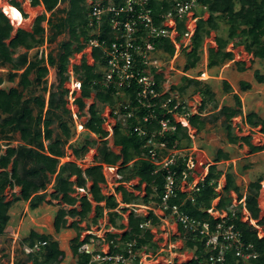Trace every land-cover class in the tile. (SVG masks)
<instances>
[{"label":"trees","instance_id":"obj_1","mask_svg":"<svg viewBox=\"0 0 264 264\" xmlns=\"http://www.w3.org/2000/svg\"><path fill=\"white\" fill-rule=\"evenodd\" d=\"M29 2L33 8L43 6V9L35 15L30 28L15 29L8 15L0 9V68L7 69L9 81L19 78L16 86L6 89L2 87L5 78L0 73V234L4 233L11 218L9 211L15 204V200L5 202L3 193L8 188L19 186L22 199L29 202L32 210L45 202L48 195L63 204L56 211L53 219L55 233L66 228L67 216L78 215L85 218L92 211H94L92 218L94 223L106 215L112 226L123 229L125 225L118 223V220L123 219V213L128 211L127 230L121 236L107 233L106 240H112L120 247L136 240V251L141 248L155 249L157 243L153 240L151 226H157L161 220L152 210H148L147 214L137 213L134 205L160 206L166 172L158 170L147 157L146 139L134 132L133 126L141 124L152 131L158 124L157 120L152 124L139 123L144 113L142 110L136 111L135 116L128 120L126 126H123L119 120L116 121L112 143L113 146L120 147V150L114 151L107 138L109 132L103 127L104 120L99 105L113 104L116 89L103 85L106 63L102 50L93 47L92 63L88 62V53L84 51L89 40L94 37L89 24L92 4L118 5L119 0L113 2L92 0V4L88 0H29ZM173 2L174 0H149V7L152 9L156 23L162 22V14L171 9ZM9 3L22 12L23 18H28L27 13L22 9V2L9 0ZM198 3L202 11L206 9L209 12V16L205 19L199 15L192 36L191 49L186 53L184 70L196 68L201 58L200 52L205 37H208L213 30L219 29L218 20L228 24V34L226 37L216 35V46L208 48V67L213 68L234 60L233 51L227 49L231 41L234 42V46L236 44L244 46L245 51L253 58L264 60V0H198ZM111 16L112 14H109L104 18L103 38L110 37L107 30L110 29H108V18ZM44 23L46 26L43 25ZM179 31H185L183 24L179 25ZM64 34L68 37L57 43L56 51H49L47 56L44 53L40 57L35 54L30 58L29 51L33 48L56 42ZM155 45L169 58L175 53L173 43L167 38L157 39ZM20 48H23L24 52L18 53ZM78 53H82L80 63L72 64L71 58ZM235 63L240 66L239 70H245V66H241L243 62L235 61ZM70 65H72V74L69 71ZM50 68H54L56 78L48 85L47 76ZM72 76L81 82L80 94L75 97L74 104L80 116L86 108L88 112V119L83 127L99 138L98 145H95L97 150L95 163L87 167H83L78 161L83 160L96 140L86 139L82 143H70L73 135L71 124L74 121L73 112L68 107L69 88L66 84L71 81ZM254 77L259 83L264 82V74L260 71L256 70ZM156 81L157 89L161 90L164 81L162 73L156 74ZM184 81V84L173 85L172 89L179 93L182 100L190 86L194 87V92L201 95L202 101L198 113L190 115L188 120L192 127L203 131L208 122L203 112L209 102L214 100V93L203 81L188 76L184 77ZM223 84L227 92L232 91V86L227 81L224 80ZM239 87L242 91H249L252 89V84L241 80ZM92 97L93 102L86 107L85 99ZM233 97L236 106L224 105L218 114L214 115L215 120L219 116L224 117L223 127L227 132L229 143L236 144L242 141L252 153L263 151L264 144L254 145L250 141V136H238L233 132L231 120L242 114L241 97L237 93H234ZM120 113L125 115L127 110L121 107ZM246 121L254 127L261 125L264 130V121L256 112L249 113ZM55 124L58 129L54 127ZM17 134L20 143L16 146L10 145L8 142L16 140ZM165 140L170 149H182L183 140L192 142L187 130L182 126H179L175 133L167 134ZM3 145L6 146L5 149H2ZM68 150L71 151L74 160L62 162V158L69 156ZM229 158V153L219 149L214 163L207 165L208 173L199 181V189L194 191H183L180 188L184 178L182 171L186 168L180 158L172 166L177 182V194L171 199V203L179 204L181 209L190 215L200 219L210 218L213 221L207 210L212 207L215 199L219 198L217 208L228 209L233 200L232 192L239 199L244 195L234 173L229 170L224 172L217 165L221 160ZM105 166L116 168L117 174L121 176L115 187V193L103 192V185L107 183ZM222 176H225V184L217 190ZM134 178H138L139 182L138 185L133 186V189L140 190L141 185L145 184L143 196L136 195L125 186ZM188 180H192L190 175ZM263 180L264 178L260 176L250 182L245 193L247 209L251 217L257 219L260 216L258 198ZM49 187L52 188L51 193L47 191ZM116 194L120 195V200L117 199ZM145 222H149L151 226L142 228L140 225ZM258 222L264 227V217ZM76 224L71 225L77 229L69 247L72 254L77 257V264H88L91 256L80 253L79 247L84 242H89L93 235L87 234L81 239L82 233L88 228ZM235 224L242 234V239L246 243L253 244L259 253L258 258L253 259L250 264H264V236L260 238L257 228L248 222L236 219ZM178 228L185 240V247L194 251V257L188 262L171 264H201L207 254L203 243L187 235L181 227ZM38 241H44L46 244L39 251L29 254L20 250L14 258V264H59L65 260V250L50 234H38L32 231L22 244L33 246ZM110 251L116 253L119 249L112 245ZM231 264H235V259H231Z\"/></svg>","mask_w":264,"mask_h":264},{"label":"built area","instance_id":"obj_2","mask_svg":"<svg viewBox=\"0 0 264 264\" xmlns=\"http://www.w3.org/2000/svg\"><path fill=\"white\" fill-rule=\"evenodd\" d=\"M89 3L92 4V0ZM198 7H200L198 0H174L171 9L162 14V22L156 23L152 9L149 7V0H119L118 5L107 6L92 4L89 24L94 37L89 40L84 51L91 54L93 47L102 50L106 63L103 85L116 89L115 102L111 105L104 104L105 108L101 112L104 120L103 127L105 128L106 125L107 129H105L109 132L107 138L112 137L116 121L121 118L126 126L128 120L135 116L136 111L144 112L143 116L138 118L139 123L152 124L154 120H157L158 124L152 131L141 124L133 126L134 132L146 139L147 157L158 170L166 172L160 206H143L147 210H152L165 223H168V218L174 220L176 226L181 227L187 235L203 243L207 254L201 264H231V259H235V264L240 262L250 264L253 259L258 258L259 253L253 244L246 243L242 239L235 220L239 219L253 225L257 228L260 238L264 236V227L258 222L262 216L258 219L251 217L245 196L239 199L235 195L228 209L217 208L219 198L215 199L212 207L207 210L213 221L210 218H197L182 210L179 204L171 203V199L177 194V182L172 166L180 158L186 167L182 171L184 178L180 184L181 190H198L199 181L208 173V166H206L204 176L196 180L197 168L194 154L191 151L182 154L181 149H170L165 140L167 134L175 133L179 126H182L194 141V136L187 129L190 125L188 118L193 110L189 109L186 100L180 99L179 93L172 89L175 83H171L170 77L165 72L167 63L164 58L171 64L170 69L174 71L173 63L180 51L191 48L192 36L199 18L196 13ZM109 14H112L108 18V29H110L107 31L110 37L103 38L104 18ZM180 24L184 25V32L179 31ZM161 38H167L173 43L175 53L172 57L169 58L163 50L156 48L155 41ZM70 73L72 74V71ZM159 73H162L164 78L161 90L157 89L156 81V74ZM184 74L191 77L187 73ZM70 84L68 99L69 104L72 105L77 91L81 88V82L72 77ZM121 107L127 110L125 115L120 113ZM74 116L77 117L75 113ZM82 129L83 125H80L79 130ZM188 175L192 180H188ZM188 185L189 188H187ZM261 188L264 189V181L261 183ZM220 189L219 182L217 190ZM140 226L145 228L151 225L145 222ZM87 234L93 237L79 247V252L91 256L88 264H142L143 260L152 257L144 248L135 250L136 240L128 242L121 248L114 241H107L105 236L106 248L103 246L96 248L95 236L98 233L89 230ZM14 240H18V237H14ZM45 244L44 241H38L33 246L22 245L21 250L29 254L39 251ZM112 245L119 251L110 253Z\"/></svg>","mask_w":264,"mask_h":264},{"label":"rangeland","instance_id":"obj_3","mask_svg":"<svg viewBox=\"0 0 264 264\" xmlns=\"http://www.w3.org/2000/svg\"><path fill=\"white\" fill-rule=\"evenodd\" d=\"M9 0H2V4L7 3ZM24 4L25 10L27 11L28 18H24V22L22 24H19L17 26H14L12 19L11 23L14 26L15 29L18 27H24V28H30V26L33 23L35 15L42 10V8H34L33 10H29L28 8V2L29 0H19ZM90 0H88L89 2ZM26 3V4H25ZM197 15H200L204 17L205 19L208 18L209 12L202 11L200 7L197 9ZM219 23V29L217 31H212L211 34L208 37H205L204 44H203V49L200 52V61L196 68L191 69V70H184V67L186 65V53L190 49L186 51H180L178 54L177 58L175 59V62L173 63V66L175 68L174 71L170 69V63L167 61L166 58H164V61L167 63V66L165 69V72L167 75L170 77L171 83H175L180 85L184 84V77L187 76L184 73L189 74L193 79H198L197 77H201L203 71L207 72L205 76H203L205 79L200 80L203 81V83L208 84L211 88V91L214 93V100L209 102L207 108L204 110L203 115H205L208 118V122L206 125V128L201 131V132H196L193 130L190 132L192 135H194V141L191 143H188L186 140H183L182 142L184 143L183 148L181 149L182 154H187L191 151V153L194 154L196 157V175L195 178L196 180L198 178H202L205 174V167L207 164H212L214 163V160L217 156V151L219 149H222L223 151L229 153L230 158L227 160H221L220 162L217 163L219 166V169H223L224 172L230 171L234 173L237 184L241 187V190L243 194L247 192L248 185L250 182L255 181L258 179L260 176L264 178V150L252 153L249 149V147L242 141L236 143V144H231L228 142L227 139V132L223 127L224 123V117L219 116L217 120H215L216 114H218V111L226 105V106H233L235 107V101H234V93L239 94L241 97L242 101V114L237 115L236 117H233L231 120L232 127H233V132H235L238 136H250L251 137V143L254 145H263L264 144V130L262 129V126H252L246 121V116L250 112H257L261 117L264 119V82L259 83L255 77H254V69H257L260 71L261 74H264V60L261 59H252L251 55L248 54L244 46L236 44L234 46V42L231 41L227 49L228 50H233L235 54V60L238 61H243L246 64H248L247 67V73L244 72H239L237 70V65L233 64V61H228L226 64H222L220 66H216L213 68H210L207 66V60H208V48L209 47H215V37L216 35H221L223 37H226L228 34V24H226L225 21L223 20H218ZM46 26V23L43 24ZM12 34H14L12 32ZM68 36L67 34H64L58 38L56 42L53 43H47L45 45H42L40 47H35L31 51H29V56L30 58L34 57L35 54H38L39 57L44 53V55H47V53L51 50L56 51L58 49V42L62 39H66ZM24 52L23 48H20L18 50V53ZM89 52V51H88ZM88 62L92 63L93 59L91 54L89 53L88 55ZM82 57V53L75 54L71 58L72 63H80ZM258 60V64L256 61ZM237 70V72H235ZM69 71H72V65L69 66ZM0 73L4 76L5 81L2 84L3 88L9 89L10 87H14L17 85V82L19 78H16L15 81H9L7 77V69L5 68H0ZM34 75L32 74L31 77ZM73 77V76H72ZM71 77V79H72ZM190 77V78H191ZM227 79L232 83V91L227 92L224 89V84L223 81ZM56 74L54 68H50L49 74L47 76L48 80V85L51 84L52 82L55 81ZM75 78V77H73ZM201 79V78H199ZM226 79V80H227ZM225 80V81H226ZM241 80L248 81L252 84V89L249 91H242L239 87V82ZM71 81L66 84V86L71 89ZM37 93H39V89L37 88ZM80 90L77 91V95L79 96ZM48 96V95H46ZM186 97L184 99L187 102V106L191 110L199 109L202 97L199 93L194 92V87L190 86V88L186 91ZM93 102V97L89 99H85L86 107H88L91 103ZM68 107L72 110L73 112V121L74 123L71 124L72 126V139L70 140V143H76V142H84L86 139L89 140H96V143L94 145L90 146V149L86 156L83 158V160L78 161L80 163H83L84 167L94 164V157L96 154V146L99 143V138L95 134L89 133L84 127L82 130H79V126L83 125L84 122L88 119V112L87 108L83 112V115H79L78 108L75 104H69ZM100 111L102 112V109L104 110L105 105L100 104L99 105ZM74 113L76 114V118L74 116ZM77 121V123H76ZM119 121L123 126H125V122L120 118ZM114 122V120H112ZM56 129L57 125L55 124L54 126ZM106 128V125H105ZM107 129V128H106ZM195 131V132H194ZM195 133V134H194ZM16 140H11L8 143L12 146H16L20 143L19 139V134H17ZM112 138L109 137V143H111ZM5 145L2 146V149H5ZM113 149L116 152H119V148L112 146ZM116 148V149H115ZM4 151V150H3ZM70 153L71 151L68 150ZM73 157L70 156V159ZM62 161V160H61ZM63 162V161H62ZM104 173L107 178V183L103 185V192L106 194L109 193H115V187L118 184V181L121 179V176L117 174L116 168L112 167H104ZM221 187L224 185L225 178L222 176L220 179ZM264 181V180H263ZM139 179L134 178L132 179L129 183L125 184L126 187H128L130 190H133L136 195H141L143 196L144 189H145V184L143 183L141 185V189H133L134 185H138ZM189 188V185L187 186ZM48 193L52 192V188H48ZM10 189H6L5 192L3 193L4 195V201L10 199ZM232 197H234L236 194L234 192L231 193ZM264 189H260V196H259V206H260V216L264 217ZM119 196V195H118ZM15 203V202H14ZM63 206L58 200L50 197L49 195L46 197L45 202L41 203V205L37 208L36 211L30 210L29 203L25 202L21 206H12L11 207V214H12V220L13 222L11 223L12 228H14L13 231L19 230L20 235L22 236V231L20 229V222H18V219L21 218L24 214V211H27V213L35 214V218H40L43 217L44 219V226L49 227L53 223V218L55 216L56 211ZM66 208H70L69 206H65ZM135 211L140 214H147V209L145 206L142 204L140 205H134ZM38 214H37V213ZM129 212L123 213V219L124 217H128ZM159 214V213H158ZM30 217V215H28ZM90 215L89 217H91ZM19 217V218H18ZM68 225L74 224L73 221L75 220L74 218H67ZM123 219L118 220V223H123ZM17 220L16 223L14 221ZM126 221V220H125ZM99 226V229H104L108 228L107 222L105 221ZM37 223H39V227L42 226L41 221L37 220ZM77 223V224H76ZM75 224L79 226L78 221ZM90 220L86 219L83 222H81L82 227L90 226L89 228L91 231H98L99 229L96 228V224H90ZM98 225L100 224L97 222ZM169 223V224H168ZM168 223L165 222H160L157 226H153L152 228L155 230L154 232V238L155 240L159 243L160 248L165 249L163 251L164 254H158L157 258L154 256V258H148L151 259L152 261H156L159 257V255L162 257L161 258V263L162 264H170L176 262V260L180 262H188L194 257V251L186 248L185 247V240L183 236L177 235L176 231L174 232L175 228V221L171 220L168 218ZM17 224V225H16ZM106 224V225H105ZM10 227V226H8ZM7 228V226H6ZM30 229V228H29ZM77 229V228H76ZM118 229V228H116ZM114 231V230H113ZM116 231V230H115ZM5 232V231H4ZM12 229L9 230V234L6 232L3 235H0V248H3L1 250L2 256L0 264H11V257L5 256L7 254L11 255L12 246L14 245L15 249L17 247V240H14V237H11ZM87 232H83L82 235H86ZM97 233V232H95ZM57 234V233H56ZM102 234V233H101ZM76 235V230L73 228H64L62 231L61 235H59L60 240V247L65 250L66 252V258L64 261H62L59 264H77V257H75L71 249L69 247V239L74 237ZM20 236V237H21ZM153 238V240H154ZM173 244L172 248L169 246ZM16 245V246H15ZM14 249V248H13ZM172 249V250H171ZM20 249L15 250V256H17L20 251ZM173 251L179 254H173L171 252ZM0 252V254H1ZM147 259V260H148ZM146 260V261H147ZM151 264H155L152 262Z\"/></svg>","mask_w":264,"mask_h":264},{"label":"crops","instance_id":"obj_4","mask_svg":"<svg viewBox=\"0 0 264 264\" xmlns=\"http://www.w3.org/2000/svg\"><path fill=\"white\" fill-rule=\"evenodd\" d=\"M17 1H19V0H17ZM19 2H21V1H19ZM7 4H9L10 5V3H9V1L7 2ZM26 4V3H25ZM22 6V9L24 10V12L25 13H27V11L25 10V6H24V4H22L21 5ZM28 8H29V10L31 9V10H33L34 8L33 7H31L30 6V2H28ZM39 8H42L43 9V6H40ZM0 9L3 11V12H5L4 11V7H0ZM20 11V10H19ZM21 12V11H20ZM7 14V13H6ZM21 14H22V12H21ZM9 17V16H8ZM9 19H10V21H11V18L9 17ZM15 26V25H14ZM233 51V50H232ZM234 53V52H233ZM251 55V54H250ZM252 56V55H251ZM252 59H254L253 58V56L251 57ZM255 59H257V58H255ZM208 61V60H207ZM233 61V64H235V65H237L236 63H235V61H237V62H243V61H238V60H235V54H234V60H232ZM256 63L258 64V60L256 61ZM226 64V63H225ZM241 66H245V70L244 71H241V70H239V65H237V70L239 71V72H244V73H247V67H248V64H246L245 62H243V64H241ZM237 70L235 71V72H237ZM257 69H254V72L256 71ZM206 71L204 72L203 71V73H202V76L201 77H197L198 78V80H204L205 78L203 77V76H205L206 75ZM254 74V73H253ZM199 78H201V79H199ZM226 79H227V77H225ZM225 79V80H226ZM231 86H232V83L227 79L226 80ZM233 87V86H232ZM80 94V93H79ZM76 95H77V93H76ZM239 95V94H238ZM186 97V96H185ZM202 101V100H201ZM201 104V103H200ZM200 107V106H199ZM198 111H199V109H196V111L195 110H193V113L192 114H195V113H198ZM255 112V111H254ZM251 113V112H250ZM257 113V112H256ZM258 114V113H257ZM259 115V114H258ZM260 116V115H259ZM261 117V116H260ZM262 119H263V117H261ZM263 121H264V119H263ZM261 126V125H260ZM187 129H189V131L190 132H192L193 130H195L197 133L198 132H201V131H198L196 128H194V127H192L191 125H189L188 127H187ZM194 131V132H195ZM195 134V133H194ZM194 136V135H193ZM250 141H251V139H250ZM109 145H110V147H112L113 146V143H112V140H111V143H109ZM113 148V147H112ZM117 148V147H116ZM115 148V149H116ZM119 148V147H118ZM114 150V149H113ZM119 150H120V148H119ZM115 151V150H114ZM96 152H97V150H96ZM70 156H72L71 155V152H70V154H69V156H67V157H65V158H62L61 160L62 161H68V160H74V157L72 158V159H70ZM79 164H81L83 167H84V165H83V163H80L79 162ZM89 166V165H88ZM85 167H87V166H85ZM224 178H225V176H223ZM219 182H221V181H219ZM221 184V183H220ZM224 184H225V181H224ZM224 186V185H223ZM15 187V186H14ZM13 187V188H14ZM13 188H8V189H13ZM133 191V190H132ZM20 192H21V189H20ZM116 196H117V199L118 200H120V195L118 196V194H116ZM8 201H11V200H9L8 199ZM7 200H5V202H8ZM15 202V206H21L23 203H25L26 201H21V202H17V201H14ZM27 203H29V202H27ZM14 206V205H13ZM13 208V207H12ZM30 210H32V209H30ZM37 210V208L36 209H33V211H36ZM158 212V211H157ZM9 213H10V215H11V218H10V220H9V223L7 224V228H5V232L3 233V234H5L6 232L8 233L9 232V230H11L12 229V232L10 233L11 234V237L13 238V237H18V240H17V247H16V249H20L21 250V246L23 245L22 244V242H23V240L27 237V236H29V234H30V232H32V231H34V232H36V233H38V234H50V235H52L56 240H60V237H59V235H61V233H62V231L64 230V229H62L59 233H55V230H54V227H53V223L49 226V227H47V226H44L43 225V223H44V219H43V217H40V218H35V214L33 213V215L32 214H29V213H27V211H24V214H23V216L21 217V218H19L18 219V222H20V229H21V231H22V236L20 235L21 233H20V231L19 230H16V231H13L14 230V228H12V222H13V218H12V214H11V209H10V211H9ZM37 213V212H36ZM38 214V213H37ZM28 215H30V217L28 216ZM90 215H92L91 217H89ZM68 217H70V218H74L75 220L74 221H78V224H79V226H81V222H83L84 220H86V219H89L90 220V224H96L97 226H96V228L95 229H99V226L101 225V221H105V223L107 222L108 224H107V226H108V228H104V229H99L98 231H96V230H94L93 232L95 233V232H97L98 233V235L97 236H95L94 238H95V247L96 248H101V246H103L104 248H106V245H107V243L105 242V236L107 235V233H112V234H119V236H121V234L123 233V232H125L126 230H127V217L125 218L124 217V219L122 220L123 221V223L122 224H124L125 226H124V228L123 229H116V227H114V226H112L109 222H108V217L105 215L104 217H102V218H99L98 219V221L97 222H99L100 224L98 225V223L96 222V223H94L93 222V220H92V218L94 217V211H92L87 217H85V218H82V217H80V216H78V215H75V216H67V218ZM54 219V218H53ZM37 220L38 221H41V224H42V226L41 227H39L38 225H39V223H37ZM126 220V221H125ZM172 220V219H171ZM17 222V220H15L14 221V223H16ZM102 222V223H103ZM162 222V221H161ZM169 224V223H168ZM17 225V224H16ZM106 225V224H105ZM8 226H10V227H8ZM82 227V226H81ZM90 226H86L85 228H88V230H86L85 232H88L89 230L91 231V229L89 228ZM153 226H151V231H152V233L154 234V232H155V230L152 228ZM30 228V229H29ZM66 228H73V229H75L76 230V227H72L71 225H68V223H67V226H66ZM175 230H174V232L176 231L177 233V235H181L180 234V232H179V228L176 226V223H175V228H174ZM114 230V231H113ZM116 230V231H115ZM102 233V234H101ZM3 234H0V235H3ZM9 234V233H8ZM87 234V233H86ZM100 235H102V237H100ZM21 236V237H20ZM84 237V235H82L81 236V239ZM73 238V237H72ZM72 238H70L69 239V245H70V240L72 239ZM120 239V237H118V240ZM154 242H156L157 243V247H155V249H150V250H147L148 251V253L149 254H151L152 255V257L154 258V256H156V258H157V255L158 254H164L163 253V251L165 250V249H163V248H160V246H159V243L155 240V238H154ZM25 245V244H24ZM16 246V245H15ZM172 246H173V244H171L169 247L170 248H172ZM13 248H12V250H13V252L11 251V255L10 254H7V255H5V256H9V257H11V264H14V258H15V247H14V245L12 246ZM121 248H123V247H121ZM1 250H3V248H0V252H1ZM19 250V251H20ZM172 250V249H171ZM171 252V251H170ZM172 253V255L173 254H179V253H176V252H174L173 253V251L171 252ZM158 256L159 258L156 260V261H152L151 259H146V260H143V262H142V264H151L152 262H154L155 264H162L161 263V256ZM0 256H2V252H1V254H0ZM152 257H149V258H152ZM176 262L177 263H179L177 260H176ZM169 263L171 264V262L169 261ZM180 263H182V262H180Z\"/></svg>","mask_w":264,"mask_h":264},{"label":"bare ground","instance_id":"obj_5","mask_svg":"<svg viewBox=\"0 0 264 264\" xmlns=\"http://www.w3.org/2000/svg\"><path fill=\"white\" fill-rule=\"evenodd\" d=\"M0 7H4L5 13H7V15L12 19V22L15 26L22 24L24 22L25 19L23 18L22 14L18 8L14 7L12 5H9L7 3L2 4V0H0ZM263 196H264V194H263ZM10 199L15 200L17 202L23 201L19 186H15L13 189H11ZM76 222L77 221H73L74 224Z\"/></svg>","mask_w":264,"mask_h":264},{"label":"clouds","instance_id":"obj_6","mask_svg":"<svg viewBox=\"0 0 264 264\" xmlns=\"http://www.w3.org/2000/svg\"><path fill=\"white\" fill-rule=\"evenodd\" d=\"M111 138H112V137H111ZM108 139H109V138H108ZM262 182H263V181H262ZM262 182H261V183H262ZM243 196H245V194H244ZM259 196H260V195H259ZM259 208H260V206H259ZM260 210H261V209H260Z\"/></svg>","mask_w":264,"mask_h":264}]
</instances>
